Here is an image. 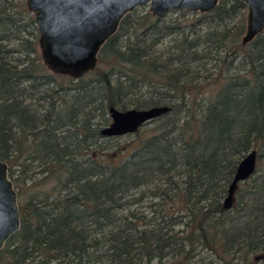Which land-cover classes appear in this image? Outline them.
I'll return each mask as SVG.
<instances>
[{"label":"trees","instance_id":"1","mask_svg":"<svg viewBox=\"0 0 264 264\" xmlns=\"http://www.w3.org/2000/svg\"><path fill=\"white\" fill-rule=\"evenodd\" d=\"M246 9L136 8L74 79L44 64L28 9L0 0V160L21 215L0 264L264 262V30L242 46ZM159 106L130 142L102 135L111 107ZM253 150L257 170L226 209Z\"/></svg>","mask_w":264,"mask_h":264},{"label":"water","instance_id":"2","mask_svg":"<svg viewBox=\"0 0 264 264\" xmlns=\"http://www.w3.org/2000/svg\"><path fill=\"white\" fill-rule=\"evenodd\" d=\"M221 0H27L39 33V49L44 64L54 73L79 79L93 72L101 51L113 37L123 19L136 8L149 4L154 17L171 11L210 12ZM246 27L242 46L255 40L264 30V0H243ZM170 110L168 106L149 109L110 108L111 123L102 130L107 137L134 134L141 127ZM258 152L245 155L229 187L224 207L233 205L239 183L257 170ZM21 228L18 192L9 174V165L0 160V250Z\"/></svg>","mask_w":264,"mask_h":264},{"label":"rangeland","instance_id":"3","mask_svg":"<svg viewBox=\"0 0 264 264\" xmlns=\"http://www.w3.org/2000/svg\"><path fill=\"white\" fill-rule=\"evenodd\" d=\"M15 2L18 4V9L20 11L24 10L25 8L28 9L27 0H15ZM138 9L142 10V11H149V4H143V5L139 6ZM28 11L30 13V16H33V18H34V15L32 14V12L29 9H28ZM29 13H27V16L25 14V19H24L25 22L28 21ZM166 15L167 16L174 15V17H176V14H173V11L169 12ZM30 31L33 32L34 29L30 28ZM37 33H38V31H37ZM120 141H122L123 143H128V142H130V138L124 136L123 138H121ZM206 254H207V256H205L206 257V261H207L206 264H224V262L220 261L219 258L216 255L210 256V254L208 252ZM262 256H263V253H257L255 255H253L252 260H254L255 262L263 264L264 262H263V257ZM257 257H258V260L256 261ZM237 262L238 261L236 260V263ZM239 262H240V260H239ZM197 264H202V263L199 262Z\"/></svg>","mask_w":264,"mask_h":264},{"label":"bare ground","instance_id":"4","mask_svg":"<svg viewBox=\"0 0 264 264\" xmlns=\"http://www.w3.org/2000/svg\"><path fill=\"white\" fill-rule=\"evenodd\" d=\"M44 85V84H43Z\"/></svg>","mask_w":264,"mask_h":264}]
</instances>
